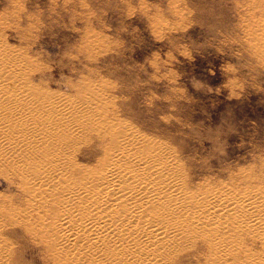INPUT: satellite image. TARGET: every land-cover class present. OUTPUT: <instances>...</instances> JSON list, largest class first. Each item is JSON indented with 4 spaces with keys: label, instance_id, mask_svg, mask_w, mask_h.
<instances>
[{
    "label": "rangeland",
    "instance_id": "obj_1",
    "mask_svg": "<svg viewBox=\"0 0 264 264\" xmlns=\"http://www.w3.org/2000/svg\"><path fill=\"white\" fill-rule=\"evenodd\" d=\"M263 23L264 0H0V55L13 57L18 77L0 87L30 108L28 92L41 93L166 147L184 196L222 202V217L240 202L256 220L248 234H222L231 255L251 257L264 252ZM96 143L77 132L66 156L94 164ZM19 188L0 175V208L21 206ZM1 220L0 264L58 263L19 222ZM187 245L178 264H204Z\"/></svg>",
    "mask_w": 264,
    "mask_h": 264
},
{
    "label": "bare ground",
    "instance_id": "obj_2",
    "mask_svg": "<svg viewBox=\"0 0 264 264\" xmlns=\"http://www.w3.org/2000/svg\"><path fill=\"white\" fill-rule=\"evenodd\" d=\"M12 58L1 52L0 81L10 73L17 77ZM6 90L1 85L0 175L17 178L22 204L14 207L8 200L0 216L5 222H19L53 261L178 264L184 258L179 248L191 243L183 248L184 254L198 250L204 264H264V252L231 255L222 241L223 233L248 234L255 223L242 203L233 207L232 216L222 217V202L200 203L184 196L166 147L120 134L107 119L96 126L79 118L84 108L70 103L57 100L49 106L41 101L44 94L29 91L36 102L30 108L29 101L20 102ZM89 130L95 133L100 153L94 154V164L81 166L66 154L77 132L85 136ZM193 232L197 241H192ZM261 235L258 249H264ZM6 246L0 238V263Z\"/></svg>",
    "mask_w": 264,
    "mask_h": 264
}]
</instances>
